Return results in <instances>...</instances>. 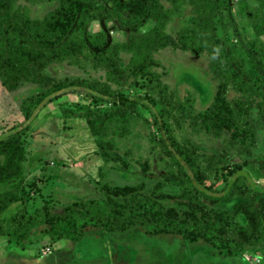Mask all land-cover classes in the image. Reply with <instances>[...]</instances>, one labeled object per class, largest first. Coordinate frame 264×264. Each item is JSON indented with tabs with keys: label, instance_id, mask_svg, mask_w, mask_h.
Instances as JSON below:
<instances>
[{
	"label": "trees",
	"instance_id": "obj_1",
	"mask_svg": "<svg viewBox=\"0 0 264 264\" xmlns=\"http://www.w3.org/2000/svg\"><path fill=\"white\" fill-rule=\"evenodd\" d=\"M59 1L56 8L34 17L27 5L0 0V83L7 89L29 81L41 87L22 101L21 119L0 137V182L20 171L25 158L21 133L37 109L75 93L89 101L80 114L99 136L105 132L107 119L137 114V108H144L158 132L156 141L176 166L164 178L177 189L160 191V183H156L146 193L143 182H103L98 197L68 204L61 213L50 212L46 205L33 211L22 209L11 215L6 227L0 223V233L10 244L25 247L29 234L38 227L37 241L51 244L78 240L91 228L108 232L138 228L152 235L178 234L185 243L205 241L223 256L264 241V154H253L248 148L257 130L264 131V0H166L167 7L160 0ZM186 10L193 15L190 24L179 27L173 36L165 30L166 24ZM93 20L98 26L90 30ZM105 20L112 21V28L124 30V41L111 40ZM148 20L152 24L143 28ZM237 20L245 21L241 44ZM168 45L195 55L208 54L209 69L217 81L212 101L195 111L187 97L180 108L193 114L206 132L225 134L238 153H246L220 172V185L204 183L209 165L200 167L192 146L169 134L162 119L163 107L153 101L155 88L162 91L152 70L156 64L153 52ZM238 45L244 56L238 53ZM120 52L129 54L124 63ZM65 60L76 64L90 61L104 68V79L58 78L46 72L49 64ZM130 77L135 91L120 90ZM229 91L234 93L229 95ZM111 144L110 139L97 140L101 157L121 159L109 149ZM16 198V192L1 193L0 211ZM239 214L245 223L237 219Z\"/></svg>",
	"mask_w": 264,
	"mask_h": 264
},
{
	"label": "rangeland",
	"instance_id": "obj_2",
	"mask_svg": "<svg viewBox=\"0 0 264 264\" xmlns=\"http://www.w3.org/2000/svg\"><path fill=\"white\" fill-rule=\"evenodd\" d=\"M169 6L166 0H160ZM16 4L27 5L31 16L41 17L56 8L59 0H16ZM193 15L188 10L181 17L173 16L165 30L176 35L181 26L190 24ZM237 20L240 44L244 41L242 26ZM111 40L124 41L122 28H112V21L105 20ZM152 24L148 20L143 28ZM93 20L89 29H96ZM218 30L222 27L217 22ZM230 33V27H228ZM238 53L244 51L238 45ZM121 63L129 54L120 52ZM156 64L152 70L161 82V93L153 91V101L162 108V119L171 136L180 143L194 149L200 167L209 165L205 184H222L220 172L225 166L245 158L238 153L225 134L206 132L200 121L180 108V102L188 97L192 110H202L213 99L217 81L209 69V56L203 52L195 55L189 50L164 46L153 52ZM46 72L54 77H83L103 80L105 70L92 63L82 64L61 61L51 63ZM130 77L120 86L122 91H135ZM116 85H114L115 87ZM41 87L34 82H24L15 89H7L0 83V137L11 130L10 126L21 119L22 101ZM234 92L229 91V95ZM89 101L75 93H69L42 105L36 111L29 126L21 133L25 147V158L18 174L0 182V194L5 191L17 193V198L0 211V223L6 227L11 215L22 209L33 211L46 205L50 212L61 213L68 204L101 194V184L111 185L144 183V192L150 193L156 183L160 191H175V184L164 176L170 169L176 171L155 139L158 132L144 108L138 113L114 116L104 123L103 135L93 134L80 112ZM194 111V112H195ZM253 113L256 115L257 111ZM197 124H194V123ZM110 139L112 151L121 159H104L99 153L97 140ZM253 154H264V131L257 130L256 138L248 146ZM212 156L211 158H206ZM255 178V175L251 173ZM245 223L242 214L237 216ZM38 228L31 231L25 247L10 244L7 236L0 233V264H264V241L233 256H223L205 241L185 243L178 234L152 235L134 228L128 231L108 232L86 229L78 240L63 239L54 244L38 242Z\"/></svg>",
	"mask_w": 264,
	"mask_h": 264
}]
</instances>
